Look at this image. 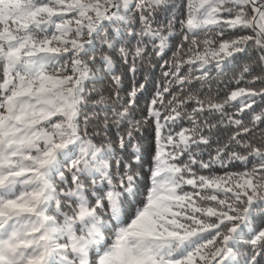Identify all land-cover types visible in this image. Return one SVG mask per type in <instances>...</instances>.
<instances>
[{
	"label": "snow or ice",
	"instance_id": "snow-or-ice-1",
	"mask_svg": "<svg viewBox=\"0 0 264 264\" xmlns=\"http://www.w3.org/2000/svg\"><path fill=\"white\" fill-rule=\"evenodd\" d=\"M0 264H264V0H0Z\"/></svg>",
	"mask_w": 264,
	"mask_h": 264
},
{
	"label": "trees",
	"instance_id": "trees-1",
	"mask_svg": "<svg viewBox=\"0 0 264 264\" xmlns=\"http://www.w3.org/2000/svg\"><path fill=\"white\" fill-rule=\"evenodd\" d=\"M171 55V53H169V56ZM159 69L157 68V69H154V70H152V75H153V78H155L156 76H158L159 75Z\"/></svg>",
	"mask_w": 264,
	"mask_h": 264
}]
</instances>
